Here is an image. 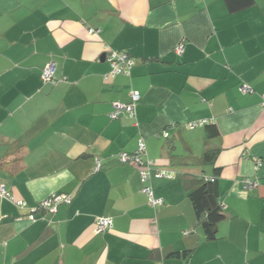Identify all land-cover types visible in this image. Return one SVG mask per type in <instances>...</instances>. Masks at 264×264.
Segmentation results:
<instances>
[{
  "label": "crops",
  "instance_id": "crops-1",
  "mask_svg": "<svg viewBox=\"0 0 264 264\" xmlns=\"http://www.w3.org/2000/svg\"><path fill=\"white\" fill-rule=\"evenodd\" d=\"M139 145L144 182L118 160ZM212 177L214 240L189 198ZM0 185V264H264V0H0ZM54 194L71 201L29 221Z\"/></svg>",
  "mask_w": 264,
  "mask_h": 264
},
{
  "label": "built area",
  "instance_id": "built-area-1",
  "mask_svg": "<svg viewBox=\"0 0 264 264\" xmlns=\"http://www.w3.org/2000/svg\"><path fill=\"white\" fill-rule=\"evenodd\" d=\"M92 32H93V30H92ZM176 51L178 54H181L183 51V46L182 45L177 46ZM115 54H116V52H115ZM111 57L112 58H110V61H113L116 59V62L112 63L113 69L115 71L122 72L123 69L130 68L131 66L134 65L133 61L128 60L125 57V55H123V54H122V56L112 55ZM55 73H56V64L54 62H49L45 66L44 70L41 71L40 78L43 81V83H51L53 85L56 83V81L54 79ZM240 90H241L242 94H246V93H249L252 91L248 86H242L240 88ZM132 99H133V102H136L139 99L138 94L137 93L132 94ZM120 113H125V114H128L130 117H132L134 115V105L133 104L125 105V104H120V103L114 104V112H112L110 114V117L112 119H115L118 117V115ZM205 123H206V121H197V122H193L192 124H190V126L191 127L203 126ZM141 150H142V145H139L138 150L132 156H129L125 153H122V154H119L118 160L123 164L130 163V164H134L135 166L140 168L142 182H144L147 179V173L144 170V168L141 170L143 164L138 157ZM157 177L172 179L173 175L167 174L165 172H160V173L157 172ZM242 186H243V189L245 191L254 189L256 187V181L244 179L242 181ZM143 191L146 194H149V191L147 188H144ZM0 197L6 198L10 201H14L10 197V194L6 191L4 185H0ZM149 200L152 204H158L159 203V201L155 200L151 195H150ZM70 201H71V197L68 195H55V194L51 195L46 200L39 203L36 209H32L30 215L28 216V220L29 221L34 220V218H35L34 214L37 211V209H43V210H46L50 213H53V212H55L58 205L69 204ZM18 205H23V203L18 202ZM110 228H111V220L108 218H98L94 223V230L96 232H103V231L109 230Z\"/></svg>",
  "mask_w": 264,
  "mask_h": 264
},
{
  "label": "trees",
  "instance_id": "trees-1",
  "mask_svg": "<svg viewBox=\"0 0 264 264\" xmlns=\"http://www.w3.org/2000/svg\"><path fill=\"white\" fill-rule=\"evenodd\" d=\"M223 3L229 13H236L252 7V5L254 4V0H223ZM112 53L118 56H120L119 53L121 54V56L123 54L128 60L133 61L126 51L119 52L118 54H115L114 52ZM120 73L121 72L115 71L112 68L109 72V75L114 76ZM54 79L56 82H58L56 76L54 77ZM110 119L112 118L110 117ZM210 131L214 133L212 129H210ZM212 158V154L208 153L204 155V161H210L212 160ZM198 184V188H196V190L192 191L189 194V198L191 199L194 206L196 222L203 227L207 238L214 240L216 237L217 225L225 217L216 190V178L212 177L211 179H202L200 182L198 181ZM39 211L44 212L43 209H38V212Z\"/></svg>",
  "mask_w": 264,
  "mask_h": 264
},
{
  "label": "rangeland",
  "instance_id": "rangeland-1",
  "mask_svg": "<svg viewBox=\"0 0 264 264\" xmlns=\"http://www.w3.org/2000/svg\"><path fill=\"white\" fill-rule=\"evenodd\" d=\"M116 54H118V53H116ZM119 55L121 56V54H120V53H119ZM116 56H118V55H116ZM111 62H112V63H113V62H116V59H115V60H113V61H111ZM48 63H49V62H48ZM48 63H47V64H48ZM47 64H46V65H47ZM46 65H45V66H46ZM45 66H44V68H45ZM44 68H43L41 71H43V70H44ZM202 121H204V120H202Z\"/></svg>",
  "mask_w": 264,
  "mask_h": 264
},
{
  "label": "bare ground",
  "instance_id": "bare-ground-1",
  "mask_svg": "<svg viewBox=\"0 0 264 264\" xmlns=\"http://www.w3.org/2000/svg\"><path fill=\"white\" fill-rule=\"evenodd\" d=\"M91 32H92V31H90V33H91ZM54 76H55V75H54ZM138 101H139V100H138ZM138 101H137V102H138ZM142 150H143V149H142Z\"/></svg>",
  "mask_w": 264,
  "mask_h": 264
},
{
  "label": "clouds",
  "instance_id": "clouds-1",
  "mask_svg": "<svg viewBox=\"0 0 264 264\" xmlns=\"http://www.w3.org/2000/svg\"><path fill=\"white\" fill-rule=\"evenodd\" d=\"M5 187V186H4ZM38 210V209H37Z\"/></svg>",
  "mask_w": 264,
  "mask_h": 264
}]
</instances>
